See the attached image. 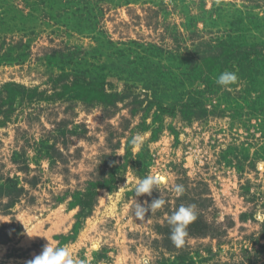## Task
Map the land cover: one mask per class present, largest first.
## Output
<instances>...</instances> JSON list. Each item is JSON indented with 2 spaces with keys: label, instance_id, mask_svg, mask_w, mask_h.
I'll return each mask as SVG.
<instances>
[{
  "label": "rangeland",
  "instance_id": "obj_1",
  "mask_svg": "<svg viewBox=\"0 0 264 264\" xmlns=\"http://www.w3.org/2000/svg\"><path fill=\"white\" fill-rule=\"evenodd\" d=\"M239 36L237 57L264 49V0H0V54L16 46L28 52L20 64L0 66V87L14 82L39 93L32 103L26 93L18 98L0 126V264H27L48 243L69 246L84 264H264V222L254 220L264 208V172L257 170L264 57L200 70L208 89L179 81L176 96L201 99L205 113L177 111L153 125L154 110L144 116L145 105H133L150 95L151 75L164 74L166 85L150 91L169 95L176 79L169 71L193 73L217 43L237 46ZM56 52L67 56L65 72L106 75V90L122 100L115 108L53 100L60 72L46 59ZM126 63L134 64L130 74L115 71ZM225 70L238 76L232 92L216 83ZM137 134L143 143L133 151ZM149 175L164 182L137 202L162 196L166 203L137 221L133 185ZM105 180L88 197L89 182ZM176 184L184 186L180 196ZM193 204L197 219L178 249L168 219ZM198 223L206 234L193 232Z\"/></svg>",
  "mask_w": 264,
  "mask_h": 264
},
{
  "label": "trees",
  "instance_id": "obj_2",
  "mask_svg": "<svg viewBox=\"0 0 264 264\" xmlns=\"http://www.w3.org/2000/svg\"><path fill=\"white\" fill-rule=\"evenodd\" d=\"M239 30V29H238ZM243 37L239 36L236 37V43L237 46H235L234 43L232 44H226L227 41H221L220 43H217L213 47V55L209 56V54L203 55L201 61H198L199 63V68L196 67V70L192 72H188L185 68L182 69L179 73L178 70H171L169 71L170 75L172 76L174 73L175 83L172 86L173 91L169 95H163V94H157L156 91H150L153 89H158L157 87L162 86L163 84L166 85V83L162 80L161 76H164V74L157 72L155 75H151V78L149 82V85L145 86V94L147 95L148 93L150 95H147V98H145L144 101H138L137 99L133 100V105H142L144 104L145 106L143 107V113H145L144 116H147V114L151 111L154 110L153 116V125L157 123H161L162 117L164 115H169V117H174L176 115L177 111H182L187 113V116H190L191 113L193 114L194 110L196 108H199V110L202 113L207 112L206 108H203V103L202 100L197 98V97H187L185 98L186 100H182V98H179L176 96V89L179 81L182 80L184 81H191L198 83L199 86L205 87L208 89L209 85L207 84L208 81H205L202 77V74L200 73V70L202 72H211L219 67H223L224 65L221 66L222 63L221 61L228 62L230 59L235 60V64L242 68L246 62L252 63L255 60L259 61L261 58L264 57V49H261V51L257 50L255 51L254 49H251L249 51H243V53L239 54L238 57L235 55L236 52L239 53L240 51V43L244 41L242 39ZM231 39L230 42L232 40ZM25 49H27V46H24ZM220 50H223L220 52ZM219 51V52H217ZM245 52V53H244ZM26 53L27 51H23L22 48L20 47H14L7 52H4V54H0V66L2 65H15V64H20L21 62H24L25 57L27 56ZM60 54V55H57ZM67 58L63 53H55L49 57H47V64L53 66V63L55 64V68L60 72V75L57 77L58 80H55V83L59 81L58 89L60 88V91H56L55 94H53L51 97L53 100H67L69 102H74V101H80L85 104H93V103H100L101 105L106 106V108H109L108 106L111 105V107L115 108V105L119 102V100H122L117 94H113L108 92L106 90L107 83H106V75L100 74V76L97 77H91L88 74H76L75 72H65V67L68 66V63L65 61H62L61 58ZM252 57V58H251ZM50 58V59H49ZM229 58V59H228ZM148 61V60H147ZM146 61V62H147ZM258 63V62H256ZM234 64V63H233ZM133 63H130L129 66L126 63L124 66L119 67L120 69H115V71L118 72H124V73H131L132 70L131 68L133 67ZM115 67V66H114ZM134 68H138V66H135ZM139 70L138 73H141L143 76V72L146 70L144 67L139 65ZM213 70V71H212ZM143 71V72H142ZM137 73V74H138ZM192 74V75H191ZM195 75L194 79H191V77ZM71 78L68 81V78ZM139 81H143L145 79L144 77H140ZM149 79V78H148ZM168 85V84H167ZM207 85V86H206ZM56 86V84L54 85ZM198 90V89H197ZM25 93L28 95L29 103L35 102L37 99V88L33 89H25V87L21 84L17 83H5L2 84L0 87V126H5L8 120L11 118V114H13L14 108L13 104L14 102L20 98L21 100H24L23 96ZM55 95L57 98H55ZM65 97V98H64ZM181 97V95H180ZM26 98V97H25ZM8 107L5 111L2 110L3 107ZM134 111L132 112V114ZM203 115V114H202ZM158 131H155V133ZM51 149L50 147H48ZM109 182L108 181H102V182H89V190H88V197L92 198L97 194V189L98 188H105L107 187ZM2 187L0 186V194L4 196L6 193L2 192ZM16 195H19L21 191H16ZM76 202L73 204L74 206H80L82 207L83 204L79 198H75ZM14 203L12 202V205ZM90 206V204L87 202L84 207ZM262 206H264V203H262ZM83 208V207H82ZM171 213L170 215H172ZM194 227L191 226L192 230H195L193 232H198L199 235H204L206 233H201L202 231H197L196 228H200V224H193ZM201 230V229H200ZM179 260L181 262L186 261V257H179Z\"/></svg>",
  "mask_w": 264,
  "mask_h": 264
},
{
  "label": "clouds",
  "instance_id": "obj_3",
  "mask_svg": "<svg viewBox=\"0 0 264 264\" xmlns=\"http://www.w3.org/2000/svg\"><path fill=\"white\" fill-rule=\"evenodd\" d=\"M216 83L222 86L226 91L232 92V85L238 84V76L233 71L225 70L222 72ZM144 135H147L145 133ZM143 143V136L137 134L133 136L130 140V145L133 151H140ZM257 170L264 172V160L257 162ZM162 177L157 176H146L143 179L139 177L136 180V183L133 185L134 198H133V216L137 221H144L146 215L150 212L151 214L161 209L166 201L160 196L159 199H154L149 204L147 201L144 203H139L136 200V197H141L144 195L151 196L153 191L156 190L159 192L158 185L163 183ZM125 186L121 187L119 190H125ZM173 191L177 196H180L184 193L185 189L182 184H176L173 187ZM104 199V198H101ZM197 219L196 206L181 205L168 219V223L171 227V241L176 248H182L185 244V238L188 236V226ZM254 220L257 222H264V208H258ZM27 264H84L83 261H75L70 252L69 246L63 247H53L50 243L46 244L41 252V254L34 256L33 259L29 260ZM144 264H148L147 260L144 261Z\"/></svg>",
  "mask_w": 264,
  "mask_h": 264
}]
</instances>
